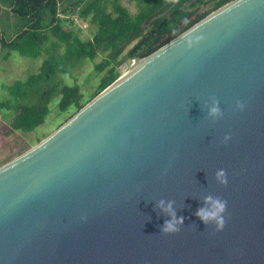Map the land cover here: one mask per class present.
Segmentation results:
<instances>
[{
  "label": "water",
  "instance_id": "95a60500",
  "mask_svg": "<svg viewBox=\"0 0 264 264\" xmlns=\"http://www.w3.org/2000/svg\"><path fill=\"white\" fill-rule=\"evenodd\" d=\"M130 58L0 165V264H264V0ZM209 195L222 226L195 215Z\"/></svg>",
  "mask_w": 264,
  "mask_h": 264
},
{
  "label": "trees",
  "instance_id": "16d2710c",
  "mask_svg": "<svg viewBox=\"0 0 264 264\" xmlns=\"http://www.w3.org/2000/svg\"><path fill=\"white\" fill-rule=\"evenodd\" d=\"M0 1L8 3L13 16L19 20L20 28L13 38L6 40L0 35V45L8 48V53L14 50L35 58L47 49L45 43L48 40L55 46L59 43L65 45L62 56L66 62L85 57L93 59L99 49L107 51L94 64V69L102 75L93 97L119 76L117 66L125 59L148 55L229 0H214L203 11L196 7L204 0H195L186 7L182 6L188 0H134L140 7L134 15L118 0H111L115 15L112 11L98 9L99 0H92L80 10L83 18L92 8H95L94 15H99L96 30L91 38L85 40L63 25L62 22L73 23L59 15L58 4L62 0ZM146 25L148 28L145 29ZM132 42V46L122 53ZM57 60L52 55L42 63L37 73L6 85L8 96L0 99V113L2 109L14 111L10 120L12 130L33 131L42 124L50 111V102L57 94L60 95L56 103L58 113L71 107L76 112L84 104L77 83L60 84L55 80L57 64L53 62Z\"/></svg>",
  "mask_w": 264,
  "mask_h": 264
},
{
  "label": "rangeland",
  "instance_id": "374dc122",
  "mask_svg": "<svg viewBox=\"0 0 264 264\" xmlns=\"http://www.w3.org/2000/svg\"><path fill=\"white\" fill-rule=\"evenodd\" d=\"M91 1L92 0H62L58 4V10L64 17L75 12L80 13V10ZM118 1L127 8L131 15H134L140 8L139 4H136L134 0ZM213 1L214 0H204L196 7V9L203 11L208 8ZM98 9L109 12L112 11V14L115 15V12L112 9L111 0H99ZM94 10L95 8H92L90 12L85 14V17H82L83 20H81L82 22L80 24L62 23L67 29H71L73 33L77 34L82 40L91 38L92 34L96 30V24L99 16L94 15ZM18 22V18L14 16V18L10 19V24H7L6 26L16 28L15 31H18L20 28L18 27ZM3 23V26H5V22ZM147 26L148 25L145 26V29L148 28ZM8 36H10L9 31L5 32V37ZM50 39L52 40L54 38L50 37ZM133 43L134 42L127 45L122 53H125ZM45 46L47 49L42 50L39 56L31 58L21 55L14 50L8 53V48L0 45V99L8 96V92L6 90L7 84H11L17 79H25L31 73H37L40 70L42 63L54 55L58 59L57 62H53L57 64L55 80H57L60 84L77 83L79 85V91L82 95V102L86 103L97 91V84L99 83L102 75V72L99 73L94 69V64L99 62L105 56L107 51L99 49L93 59L85 57L81 60L72 59L69 62H66L62 56L66 50L63 43H59L55 46L50 42V40H48L45 43ZM131 63V58H127L121 65L117 66L119 74L128 70ZM59 96V94L54 96L53 100L50 102V111L45 121L37 126L33 131L25 132L21 130H12L10 128V120L14 111L2 109L0 113V165L21 153L35 141L40 139L72 115L74 112L73 107L66 112L58 113L56 103Z\"/></svg>",
  "mask_w": 264,
  "mask_h": 264
},
{
  "label": "clouds",
  "instance_id": "9594fccd",
  "mask_svg": "<svg viewBox=\"0 0 264 264\" xmlns=\"http://www.w3.org/2000/svg\"><path fill=\"white\" fill-rule=\"evenodd\" d=\"M219 103L217 101H213L212 104L208 106V112L210 115H217L220 113ZM223 170H220L222 172ZM206 202H211L210 208H205L203 205L199 206L195 215L200 218L203 223H206L209 219H217L218 226H222V217H219V213L223 211L224 202L220 201L218 198H214L211 195L204 197ZM160 205L164 204L163 200L159 201ZM168 209H171L170 219L164 220L161 225V229L164 232H171L177 230V225L182 224L184 222L183 216H178L174 209H172V201H169L167 206Z\"/></svg>",
  "mask_w": 264,
  "mask_h": 264
},
{
  "label": "crops",
  "instance_id": "0c3cea01",
  "mask_svg": "<svg viewBox=\"0 0 264 264\" xmlns=\"http://www.w3.org/2000/svg\"><path fill=\"white\" fill-rule=\"evenodd\" d=\"M14 18L10 6L8 3H4L0 1V35L3 36L6 40L13 38V36L17 33L16 28L7 27L6 25L10 24V19ZM5 22V26L4 23ZM9 31L10 36L5 37V32Z\"/></svg>",
  "mask_w": 264,
  "mask_h": 264
},
{
  "label": "built area",
  "instance_id": "2783aa9c",
  "mask_svg": "<svg viewBox=\"0 0 264 264\" xmlns=\"http://www.w3.org/2000/svg\"><path fill=\"white\" fill-rule=\"evenodd\" d=\"M59 15L65 19H67L69 22H72L73 24H76V23L80 24L82 22L81 20H83L79 12H75V13L70 14V15L65 16V17L62 16L60 13H59Z\"/></svg>",
  "mask_w": 264,
  "mask_h": 264
}]
</instances>
